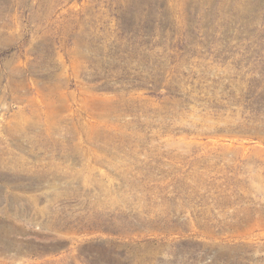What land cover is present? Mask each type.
<instances>
[{"label": "rangeland", "instance_id": "1", "mask_svg": "<svg viewBox=\"0 0 264 264\" xmlns=\"http://www.w3.org/2000/svg\"><path fill=\"white\" fill-rule=\"evenodd\" d=\"M0 264H264V0H0Z\"/></svg>", "mask_w": 264, "mask_h": 264}]
</instances>
